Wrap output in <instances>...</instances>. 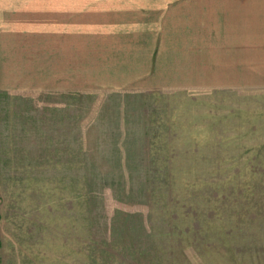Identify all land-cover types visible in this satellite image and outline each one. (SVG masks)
Returning <instances> with one entry per match:
<instances>
[{"label":"rangeland","instance_id":"rangeland-1","mask_svg":"<svg viewBox=\"0 0 264 264\" xmlns=\"http://www.w3.org/2000/svg\"><path fill=\"white\" fill-rule=\"evenodd\" d=\"M122 1L69 85L0 92V264H264V38L197 82L195 0Z\"/></svg>","mask_w":264,"mask_h":264},{"label":"crops","instance_id":"crops-1","mask_svg":"<svg viewBox=\"0 0 264 264\" xmlns=\"http://www.w3.org/2000/svg\"><path fill=\"white\" fill-rule=\"evenodd\" d=\"M131 2L136 10L143 3L162 11L168 0H123L121 5L128 6L121 9L130 10ZM194 10L197 82L228 73L229 64L215 55L204 58L205 49L214 51L224 38H264V0H195ZM92 11V0H0V92L69 85L77 51L84 65L90 59ZM204 41L208 48H200Z\"/></svg>","mask_w":264,"mask_h":264}]
</instances>
